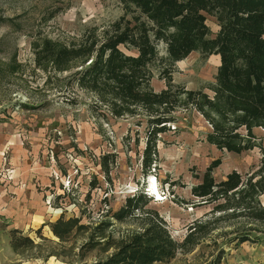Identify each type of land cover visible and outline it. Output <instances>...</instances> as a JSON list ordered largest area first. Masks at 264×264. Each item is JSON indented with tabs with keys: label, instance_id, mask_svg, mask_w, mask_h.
Instances as JSON below:
<instances>
[{
	"label": "rangeland",
	"instance_id": "obj_1",
	"mask_svg": "<svg viewBox=\"0 0 264 264\" xmlns=\"http://www.w3.org/2000/svg\"><path fill=\"white\" fill-rule=\"evenodd\" d=\"M133 13L126 0H0V185L8 203L21 202L15 224L11 217L0 221V264L106 259L141 230L140 219L115 215L141 189L181 246L154 264H264V222L227 219L191 190L217 158V181L234 169L243 175L256 169L260 148L240 154L216 148L205 139L210 126L202 115L178 112L171 130L158 136V168L146 176V122L95 107L96 95L76 80L81 62L60 71L38 54L46 41L72 44ZM207 24L214 37L216 18L207 15ZM219 64L218 54L193 52L176 63L173 80L200 89L215 80ZM153 71L154 89L165 88ZM256 133L264 143V129ZM112 153L109 182L102 158Z\"/></svg>",
	"mask_w": 264,
	"mask_h": 264
},
{
	"label": "trees",
	"instance_id": "obj_2",
	"mask_svg": "<svg viewBox=\"0 0 264 264\" xmlns=\"http://www.w3.org/2000/svg\"><path fill=\"white\" fill-rule=\"evenodd\" d=\"M126 1L134 10L131 17L123 14L102 33L94 28L72 44L46 41L38 54L60 71L81 62L76 80L96 95L101 106L95 107H105L104 113L114 117L146 122V176L157 170L158 136L171 130L178 112L202 115L210 126L205 139L216 148L237 154L260 148L256 169L245 175L234 169L217 181V158L191 190L201 204H214L213 211L224 212L227 219L264 222V143L256 133L264 129V0ZM207 15L220 26L214 37H209ZM193 52L220 55L215 80L200 89L173 80L176 63ZM153 68L165 81L161 90L152 86ZM115 158L114 153L102 158L109 182ZM152 198L144 189L128 196L116 218L140 219L141 230L92 264H154L174 256L181 246L170 235L167 221L149 206Z\"/></svg>",
	"mask_w": 264,
	"mask_h": 264
},
{
	"label": "crops",
	"instance_id": "obj_3",
	"mask_svg": "<svg viewBox=\"0 0 264 264\" xmlns=\"http://www.w3.org/2000/svg\"><path fill=\"white\" fill-rule=\"evenodd\" d=\"M1 138V136H0ZM3 182V180H0ZM7 190L0 185V221L2 219H6L11 217L13 219V223L15 224V221H17V219H15V214H17V212L20 213V208L21 205H19L21 202L18 199H14L12 200L10 203H8V199L7 196ZM17 203V205L15 204ZM15 213V214H14ZM28 237V236H26ZM15 238V237H14ZM14 239H13V243H14Z\"/></svg>",
	"mask_w": 264,
	"mask_h": 264
},
{
	"label": "bare ground",
	"instance_id": "obj_4",
	"mask_svg": "<svg viewBox=\"0 0 264 264\" xmlns=\"http://www.w3.org/2000/svg\"><path fill=\"white\" fill-rule=\"evenodd\" d=\"M155 189V188H154ZM153 194H156V193H154V192H152Z\"/></svg>",
	"mask_w": 264,
	"mask_h": 264
}]
</instances>
